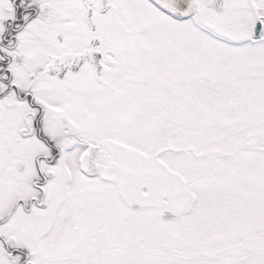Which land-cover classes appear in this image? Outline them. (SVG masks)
<instances>
[{
    "label": "snow or ice",
    "instance_id": "1",
    "mask_svg": "<svg viewBox=\"0 0 264 264\" xmlns=\"http://www.w3.org/2000/svg\"><path fill=\"white\" fill-rule=\"evenodd\" d=\"M0 264H264V0H0Z\"/></svg>",
    "mask_w": 264,
    "mask_h": 264
}]
</instances>
